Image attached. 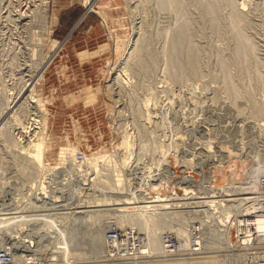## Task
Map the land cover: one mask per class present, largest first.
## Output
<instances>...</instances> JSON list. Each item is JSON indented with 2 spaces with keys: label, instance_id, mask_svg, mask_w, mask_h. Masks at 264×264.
<instances>
[{
  "label": "rangeland",
  "instance_id": "374dc122",
  "mask_svg": "<svg viewBox=\"0 0 264 264\" xmlns=\"http://www.w3.org/2000/svg\"><path fill=\"white\" fill-rule=\"evenodd\" d=\"M93 1V5L89 9L85 0H0V189L4 187L0 190V193L4 189H10L9 191L12 190L13 192H11L15 194L13 188L17 187L18 191L22 190V193L34 196L36 189L41 187L40 183L45 182L46 190L49 191L48 194L53 197L48 200L46 206H44L45 204L42 205V202H38V204H42L41 206L37 204L39 206L35 209L37 215H41L43 213L42 210L44 211L43 214H45V208L49 209V219H53V216L57 218L60 215V217H68V219L73 216L71 220L75 222L80 215L78 217L80 219H77L79 222L76 221L79 223V226L76 224L78 228L75 229L77 227L75 223L73 224L75 226L72 225L71 228L69 220L67 223L69 227L65 225L64 236L67 235L69 230H79L77 234L73 230L72 232L73 234L75 233L74 236L76 235L77 247L80 246L81 248L73 246L74 250L75 248L77 249L73 251L75 254L79 253L81 257L78 256L79 254L75 255L73 253L77 263L73 261V257L69 258L70 261L68 260V262L66 260L65 262L64 260L53 259V262L59 261L58 264H79V262L84 264L86 261L88 264H101L102 259V262L108 259L106 263L109 264V260H111L114 264H117L115 262L118 259L112 260L108 256V252L105 251L106 243L103 246L104 249L102 246L99 247L97 250L99 252L95 251L91 245V234L93 232L91 229L93 230L99 223L96 222L98 223L96 225L93 219L90 218L88 221L91 220V222L82 223V216L84 220L86 219V214L91 212L86 211V208L88 210L93 208L97 210V208L103 207L104 210L97 217L100 220L99 225L110 221L109 223H112L111 226H116V220H111V215L115 216V214L118 215L121 212L123 214L132 213L143 209L146 211L145 207H147L148 202L164 205L157 199L162 198L166 194L163 201L168 200L167 197L173 190L178 195H181L186 187L191 186V189L187 188V192H190L192 188L195 192L197 187H193L191 180L187 179L190 178L188 176H193L195 178L194 181L197 180L200 185L202 182L204 186H209V181L212 182L213 180L218 184L224 183V191L221 186L217 188H222L221 191L226 197L231 196L233 200H236L235 198L242 197L241 195L244 192L240 190L242 188L241 184L248 180L251 171L255 169V163L264 165V114L256 116L254 113L256 103L259 106L264 104V0H243L245 1L244 7L240 4L242 2L240 0H237L240 3L235 2L236 0H224L225 2L223 0L214 2L215 0H213L215 5H217V13H208L209 10L205 9L202 2L206 3V0H184L185 4L181 0L182 4L180 3L177 6L178 10L176 7L173 10L168 7L162 8L159 0ZM226 2L231 4L233 2L234 4L230 5ZM43 4L46 6L43 7ZM234 5H239L237 9L243 8L241 13L245 19L242 20L238 27L241 28L243 37L247 39V43L244 46L245 49H251V55H249V57H252H250L251 60L248 56L245 58L243 53V57L240 56L241 53L236 49L237 42L234 29L236 23L231 21L230 15L233 13L231 10H237ZM216 9L214 10L215 12ZM36 11L39 13L37 14ZM179 21L190 25L189 34L186 38L188 40L182 46L185 47L188 44L193 50L195 48L193 51L194 59L197 62L196 58H198V62L194 61V64H197L194 65L195 67L197 66L196 68L193 66L192 69L189 68L188 70V67L185 66L183 70L180 64L183 63L185 54L183 53L184 48H180L182 51L175 53L178 60L177 68L172 70L168 67L169 73V70L166 72V68L169 65H167L168 61H166L167 56L164 55L167 52L164 53V51H167L166 46H168V49L171 46L172 35L176 34V32L173 34L172 32H178ZM177 24L179 25L177 26ZM167 39L170 40V43ZM142 42L143 45L141 44ZM137 44L141 45V47L145 46L146 50L144 49L145 51L143 50L142 52H147L143 55H145L146 60L149 58L148 60L153 62V64L150 63L152 65H148V67H151L143 69L144 72L135 62L136 52L141 49ZM255 45L257 48L254 47ZM259 45L263 46L260 47ZM130 47L135 48V50L131 48V51ZM252 48L255 49L253 50L254 53ZM129 57H134V59ZM151 57L152 59H150ZM246 59L250 60L247 62L248 64L245 61ZM221 60H223L222 64L219 63ZM190 70L193 71L191 72ZM222 71L225 76L226 74L231 76H228L231 78L232 85L230 87L232 86V89L235 88L237 90L232 91L230 87V89H226L228 84L225 81L226 77L221 75ZM194 72L197 74H194ZM24 73L25 76H23ZM223 80L227 86L223 84ZM26 81H33L31 85L34 88L38 105L35 103L36 99L30 98V100L29 97L27 98L29 95L28 88L27 90H22L28 84V82L25 83ZM231 91L239 95L236 96L234 93L233 95ZM165 99L166 102H164ZM8 101L11 102L9 103ZM13 101H15V106H13L12 111L7 112L5 107H10ZM136 102L141 105L143 103V105L135 104ZM23 103L26 105H23ZM17 106H22V108ZM135 106H139L140 109L144 107L147 110L145 111L143 108L142 111H138L139 108H135ZM23 109L26 110L23 111ZM15 110L18 112L21 110L20 115H18L22 118L25 125V128L21 130L23 131L21 135L18 130L12 128L15 123L13 118ZM147 111L150 115L146 114L145 116L144 114ZM137 112L142 113L143 117L142 115L139 116L142 121L137 116ZM42 113H45L44 116L46 117L45 135L48 136L47 145L49 149L45 152V165L41 167L46 166V168L44 170L41 169L40 173L37 172L39 174L34 173L31 176L26 174L25 176L23 172L32 169V165L30 158L26 157L27 154L24 153L28 151L27 147L30 148L29 141L32 144L36 136L34 135L35 125L33 123L29 125L30 121H27V117L40 119L38 114ZM153 114L154 117H152ZM41 119L43 118L41 117ZM23 134L27 135L28 138H25ZM71 150L74 151L72 152ZM124 150H126L125 154L130 153L132 155L133 162L138 157L136 159L138 163L135 160L136 163L134 162V164L140 168H137V172L134 164H132L133 166H128V172L127 170L124 172L126 174L125 177H123L124 174H121L122 171L118 166L122 162L121 155ZM76 151L85 156L86 160L83 162L82 169L81 167L80 169L77 166L74 167L76 164L73 154H78ZM221 155L225 158L223 159ZM66 156L69 157L66 158ZM164 157L169 161L167 169L165 168L167 173L169 172L170 174L168 179H165L168 176L165 177L167 174L166 170L162 169L164 165H158L160 164L158 162L162 161ZM109 158L111 161L108 160ZM185 159L188 164L185 161H183L184 164L183 162L181 164V161ZM109 162H111L110 166H115V169L107 170L110 167L105 165L109 164ZM133 171L136 172L134 173ZM155 171L160 176H156L157 173ZM142 172L146 173L143 174ZM152 172L154 175L150 174ZM137 173L140 175L139 177ZM163 173H165L164 180H161L163 179ZM132 174H134V177ZM181 174L186 175V177ZM127 175L130 179H128ZM92 177L97 179H92ZM135 177L137 180L139 179L138 182ZM107 180L114 183L121 180L127 183V186L124 187L125 189L123 188L125 191L111 189L112 191L110 192L105 188L102 189L101 184L104 186ZM129 180L132 182L130 183V186L131 184L133 186L131 188L128 186ZM165 180L169 186L165 188L166 190H163L161 185L167 183ZM31 181H35V190L32 189L33 191L28 192ZM181 182L184 184H181ZM142 184L143 188L141 187ZM152 185L157 187L153 188ZM62 186H67L65 193ZM199 187L201 188V186ZM208 188L206 189L208 190ZM137 189L143 192L142 194L138 191L142 194L144 201L138 202L134 199V202L131 201L134 205L130 204L129 200L133 199L131 190L134 192ZM102 190H105L104 193ZM200 190L198 188V192ZM207 190H201V194L197 193V195H202V197L199 196L198 198L199 203L215 211L213 206L220 201L218 199L222 196V193L216 190L212 191L209 188L211 190L210 194H214V196H211L208 193L209 190ZM38 191L42 193L40 189ZM115 191L122 195H118V192L116 193ZM11 192L9 194H6V192L2 193L4 195L3 197H1L2 195L0 196V208L1 206H12L10 202H12L11 200L14 197L10 196H15L17 193L14 195ZM61 192L64 193V197ZM117 195L120 197V201H117L119 203L116 206L119 207L117 211L111 210V208L115 207L112 204L106 207L102 206L103 202L100 203L103 200V196L104 198L105 196L109 198ZM153 195L160 197L157 196L158 198L156 197L153 200ZM124 197L128 200L126 199L125 202L122 200L121 202ZM213 197L216 202L212 201L214 200ZM94 198H97L95 202L93 201L95 200ZM150 198L152 200L145 201ZM208 199L209 201H207ZM90 200L94 203L90 202ZM174 200L176 201V199L170 200L166 207L174 206L176 204ZM98 201L99 203H97ZM12 203L13 205L17 204L15 201ZM88 203L91 205H88ZM152 203L151 206L150 204L148 205V208L155 209L156 206L159 207L158 210L161 208L160 205L155 206ZM48 204L51 206L48 207ZM85 204L88 206L85 207ZM232 204L234 206L237 203L232 202ZM94 205H97V207ZM137 205H142V207ZM70 206L71 208H69ZM106 209H109L111 213L108 212L109 210L106 211ZM150 209L147 210L149 211ZM28 210L31 209L28 208ZM37 210H40L39 212L41 213H38ZM58 210L69 211L70 213L66 212L69 216L65 212L63 213L65 216L62 215ZM76 210L79 212L77 213ZM56 211L59 212L58 216ZM74 211L76 214H74ZM106 213H108L107 216ZM74 215H78L75 216L76 219ZM216 217L220 219L218 215ZM219 219L217 221L222 218ZM206 220L208 219H200V224L203 221V224H208L207 222L205 223ZM195 221L198 222V218L194 219V223ZM217 221L215 225H219ZM105 224L103 231L108 229ZM15 225L13 227L14 230ZM18 226L17 224V230ZM39 226L41 225L37 223V230L44 231L46 229V227ZM58 226L62 227V224L59 223L56 228H53L54 230L48 227V229L50 228L49 231H51L46 233L50 241L46 244L48 248L43 247L44 249L42 248V250L37 252V256L45 257L47 260L48 258L51 259L54 250L53 246H60L57 241L60 242L66 238L62 237L63 228ZM130 226L126 221L122 223V227L120 225L118 227L120 229L124 227L133 228V226ZM29 227L26 228L28 229ZM203 227L206 229L207 225H203ZM55 229L57 230L55 231ZM133 229L138 233L139 230L137 228L134 227ZM17 230L12 233V236L19 240L21 235L18 234ZM168 231L170 230L168 229ZM57 232L60 235H56V237L54 234ZM138 234L143 244L141 236L143 234H140V232ZM12 236L10 238L14 240ZM54 237H56V240L58 239L57 241L55 240L57 245L55 241L53 242ZM174 237L176 239L179 238L175 235ZM235 237L236 235L231 233L229 235L230 241L232 242ZM205 239L204 244H201L202 246L197 250L198 253L194 252L195 261H210L206 255H220L227 250L226 247L224 248L223 245L221 247V244L219 245V242L215 241L216 249H213V253L210 250L211 248L205 244L207 243ZM52 242L55 244L53 245ZM51 243L52 245L50 246L53 249L49 247ZM203 246L208 249L205 250ZM202 248L203 251H201ZM221 248L222 252L221 250L219 251ZM141 249L137 250V252H132L134 254L128 255L129 257L127 256L131 259L132 256L135 257L137 255L135 258L133 257L134 261L131 259V262L127 257H124L125 259H119L118 264H192L187 261L183 262L180 255L173 253V250L170 251L172 253H169V255L167 254L168 252L162 253L163 256H168L163 258L161 253V257L158 254H154L155 256L150 255L149 257L148 254L140 253ZM99 253L101 259L98 257ZM226 253L227 251L225 255ZM152 256L155 258L158 256V260H155ZM169 256H173L174 259ZM168 258L171 260H167ZM84 259L87 260L84 261ZM224 261L226 262L224 258L223 260L221 259L222 263ZM110 264L112 263L110 262Z\"/></svg>",
  "mask_w": 264,
  "mask_h": 264
},
{
  "label": "bare ground",
  "instance_id": "6f19581e",
  "mask_svg": "<svg viewBox=\"0 0 264 264\" xmlns=\"http://www.w3.org/2000/svg\"><path fill=\"white\" fill-rule=\"evenodd\" d=\"M35 1V0H34ZM160 1V6L163 8H166V7H168V8H172L171 10H173L175 7L177 8V6L181 3L182 4V2L185 4V1L183 0L182 2H181V0H159ZM207 1V2H206ZM205 2L206 3H204V1H202L203 2V5H204V7H205V9H207V10H209L208 11V13H217V5H215V3L214 2H216V0L213 2V0H206ZM224 1V0H223ZM235 1V0H234ZM233 1V2H234ZM240 1H242L241 3H240ZM240 1H235V2H239L241 5H243V4H245L244 2L245 1H243V0H240ZM87 2V7L90 9L91 8V6L93 5V0H85V3ZM221 2V1H220ZM225 2V1H224ZM224 2H222V3H224ZM228 2H231V1H228ZM228 2H226V3H228ZM232 2V4H234ZM43 3H46V2H43ZM159 3V2H158ZM183 4V5H184ZM217 4V3H216ZM228 4H230V5H232L231 3H228ZM238 4V3H237ZM86 5V4H85ZM43 7H45L46 5L45 4H43L42 5ZM235 6V5H234ZM237 6H239V5H237ZM237 6H235L236 7V9H237ZM241 7V6H240ZM240 7H238V8H240ZM242 7H244V5L242 6ZM240 8V9H237V10H231V12L233 11V13H231L230 15H231V21L232 22H234V23H236V27L234 28L235 29V40H236V42H237V50L239 51V53H241V55L240 56H242V53H243V55H244V57L245 58H247V56L249 57V55H251V49H249V48H247V49H245V44L247 43V39H245L243 36L244 35H242V33H241V31L242 30H240L241 28H239L238 27V25L240 24V23H242V20H244L245 19V17H244V15L241 13V10L243 11V8ZM175 8V9H176ZM180 8V7H179ZM216 9V12L214 11ZM177 10H178V8H177ZM174 11H176V10H174ZM245 11V10H244ZM36 13H37V11H36ZM39 13V12H38ZM37 13V14H38ZM40 14H41V12H40ZM43 14V13H42ZM41 14V15H42ZM41 15H38V16H41ZM43 16H44V14H43ZM42 16V17H43ZM213 17H214V15H213ZM229 19H230V17H228ZM215 19H216V17H215ZM215 19H213V20H215ZM228 19V20H229ZM180 22V21H179ZM178 22V23H179ZM182 22V23H181ZM179 24H177V26L179 25V30H178V32L177 31H173L172 32V34L174 33V32H176V34L174 33V35H172L173 37V39H172V41H171V46H170V48L168 49V46H166L167 47V51L165 50L164 51V53L165 52H167V54H164V55H166L167 56V58H166V61H168L167 62V65H169V66H167V68H166V72H168L167 70H169V68L170 69H174V68H177V65H178V60H177V53H180V50L181 49H183L184 51H183V53L185 54H183L184 55V59H183V63H179L180 65H181V67H182V69L185 67V66H187L188 67V70H189V68H193V66L194 65H197L196 63L198 62V58H196L197 59V62L195 61V59H194V53H193V51L195 50V48H194V46H193V48H194V50L191 48V46L190 45H188V44H186V46L184 47V46H182L184 43H186L187 42V40L188 39H186L187 37H188V34H189V29H190V25L188 24V23H186V22H183V21H181ZM215 22V21H214ZM229 22V24H230V20L228 21ZM231 22V23H232ZM233 23V24H234ZM135 24V23H134ZM216 25H217V22H216ZM234 26V25H233ZM76 27V26H75ZM74 27V28H75ZM232 27V26H231ZM232 29V28H231ZM174 30H176V29H174ZM233 30V29H232ZM234 32V31H233ZM191 33V32H190ZM174 36H175V38H174ZM190 36V35H189ZM233 39H234V37H233ZM168 41H169V43H170V40L169 39H167ZM167 41V42H168ZM186 41V42H185ZM189 42H190V40H189ZM249 43V42H248ZM140 44V43H139ZM139 44H137L138 46H140L141 47V45H139ZM142 45H143V42L141 43ZM146 45H147V43H145ZM249 45V44H248ZM182 46V47H181ZM258 46V45H257ZM260 46V45H259ZM263 45H261L260 47H262ZM135 47V46H134ZM250 47V46H249ZM254 47H256V45L254 46ZM260 47H258V48H260ZM131 48L132 47H130V50H131ZM181 48V49H180ZM257 48V47H256ZM135 50V48H132V50ZM145 49V46H142L141 47V49H138L137 50V52H136V57H135V62H136V64H137V66H139L140 67V69L142 68V71H143V69H147V67H148V65L150 64V63H152L153 64V62H151V60H146V58H145V55H143L144 53H146V52H142L143 50ZM131 50V51H132ZM146 50V49H145ZM144 50V51H145ZM253 50H255V49H253L252 48V52H253ZM259 50V49H258ZM182 51V50H181ZM261 51V50H260ZM140 52H142V53H140ZM197 52V51H196ZM264 52V51H263ZM133 53V52H132ZM176 53V54H175ZM254 53V52H253ZM260 53H262V52H260ZM134 55V54H133ZM135 56V55H134ZM142 56H144V57H142ZM243 57V56H242ZM251 57V56H250ZM249 57V58H250ZM51 58V57H50ZM129 58H132V57H129ZM128 58V59H129ZM145 58V59H144ZM154 58V57H153ZM237 58H239V57H237ZM244 58V59H245ZM252 58V57H251ZM251 58H250V60H251ZM132 59H134V57L132 58ZM150 59H152V57L150 58ZM164 59H165V57H164ZM243 59V58H242ZM250 60H248V59H246L245 61H246V63L247 62H249ZM253 60V59H252ZM152 61H154V60H152ZM181 61V60H180ZM194 61L196 62L195 64H194ZM254 61V60H253ZM134 62V63H135ZM134 63H133V65H134ZM219 63H223V60H221V62H219ZM152 64H150V65H152ZM248 64V63H247ZM226 65V64H225ZM135 66V65H134ZM137 66H135V67H137ZM227 66V65H226ZM149 67H151V66H149ZM148 67V68H149ZM169 67V68H168ZM195 67V66H194ZM197 67V66H196ZM195 67V68H196ZM227 68V67H226ZM138 70H139V68H138ZM138 70H136L137 72H139ZM149 70V69H148ZM171 70V71H172ZM184 70V69H183ZM222 70V69H221ZM141 71V70H140ZM142 71L140 72L141 74H142ZM175 71V70H174ZM191 71V70H190ZM193 71V70H192ZM191 71V72H192ZM227 71H228V69H227ZM144 72V71H143ZM146 72H148V71H146ZM184 72V71H183ZM185 72H186V70H185ZM22 73V72H21ZM169 73H170V70H169ZM173 73V72H172ZM222 73H223V71H222ZM221 73V75H224V73L222 74ZM226 73H229V72H226ZM173 74H175V73H173ZM183 74V73H182ZM192 75H193V73H191ZM194 74H197V73H195L194 72ZM23 75V74H22ZM21 75V76H22ZM170 76H171V74H169ZM23 76H25V73H24V75ZM168 76V75H167ZM169 76V77H170ZM225 76V75H224ZM228 76H230L229 74H228ZM227 76V74H226V79H225V81H226V83L228 84V87H226V89L227 88H229L230 87V85H232L231 84V76L230 77H228ZM256 77V76H255ZM31 79H32V77H30ZM258 78V77H257ZM23 79V78H22ZM28 79H29V76H28ZM183 79V78H182ZM29 81V80H28ZM28 81H26L25 83H27ZM225 81L223 80V84H225ZM24 82V81H23ZM30 83V84H29ZM33 83V81H31V82H28V84H26V86H24L23 87V89L22 90H27V88H28V96H27V98L29 97V99L31 98V99H36L35 98V92H34V88H33V86L31 85ZM30 85H31V87H30ZM225 86H227L226 84H225ZM234 86V85H233ZM232 87V86H231ZM230 87V88H231ZM229 88V89H230ZM234 88V87H233ZM231 90L233 91V90H237V89H232L231 88ZM231 91V92H232ZM22 92V91H21ZM228 93H229V91H227ZM231 92H230V94H231ZM25 93V92H24ZM234 92H232V94H233ZM26 94V93H25ZM231 94V95H232ZM234 94H236V93H234ZM233 94V95H234ZM232 95V96H233ZM239 94H236V96H238ZM131 98V97H130ZM30 99V100H31ZM233 100V99H232ZM24 101V100H23ZM9 103L11 102V101H8ZM32 102V101H31ZM37 102H38V100L36 99L35 100V103H36V105H38L37 104ZM131 102H132V100H131ZM164 102H166V99H165V101ZM22 103V102H21ZM20 103V104H21ZM27 103H28V101H27ZM33 103H34V101H33ZM145 103V102H144ZM149 103V102H148ZM147 103V104H148ZM168 103V102H167ZM259 103V102H258ZM32 104V103H31ZM135 104H138V102H136ZM140 104V103H139ZM138 104V105H139ZM262 104V103H261ZM260 104V105H261ZM9 105V104H8ZM23 105H26L25 103H23ZM141 105V104H140ZM142 105H143V103H142ZM141 105V106H142ZM254 105V104H253ZM13 106H15V101H13V103H12V105L9 107H5V109H6V111L7 112H9V111H12V108H13ZM140 106V107H141ZM145 106V105H144ZM255 106V105H254ZM253 106V107H254ZM263 106V107H262ZM18 107V106H17ZM25 107H27V106H25ZM25 107H23V108H25ZM139 108V106H135V108ZM18 108H22V106H19ZM144 108V107H143ZM142 108V109H143ZM142 109H138V111H142ZM18 110V109H17ZM26 109H23V111H25ZM144 110H145V108H144ZM146 110H147V108H146ZM145 110V111H146ZM254 113H255V115L257 116V115H260V114H264V104H262L261 106H259L257 103H256V106H255V108H254ZM149 112H150V110H149ZM12 113V112H11ZM20 113H21V110L18 112V111H16L15 110V113H13V118H14V127H12V128H14V129H16V130H18L19 131V133H20V135L22 134V132L23 131H21V130H23V128H25V125H24V123H23V120H22V118L19 116L20 115ZM138 114H137V116L139 117V116H141L142 115V113L140 112H137ZM19 114V115H18ZM44 114L45 113H42V114H38L39 116H40V119L39 118H34V117H31V118H29V117H27V121L29 120L30 121V124L29 125H31L32 123L35 125H32V126H34V128H36V130L34 129V135H36L35 136V139L32 141L33 143L32 144H30L31 143V141H29L30 143H29V146H30V148L29 147H27L28 148V151L27 152H25L24 154H27V156L26 157H28V158H30V160H31V165H32V169H30V170H28V171H24L23 172V174L26 176V174L27 175H33L34 173H36V174H39L40 173V171H41V169H43L44 170V168H46V166L45 167H41V166H44L45 165V158H44V156H45V152L49 149V146L47 145V142H48V139H47V137L48 136H46L45 134H46V132H45V126H46V117L44 116ZM75 114V113H74ZM144 114V113H143ZM146 114H148V115H150L149 113H148V111L147 112H145V116H146ZM35 116V115H34ZM36 117V116H35ZM41 117L43 118V119H41ZM142 117H143V115H142ZM148 117V116H147ZM152 117H154V114L152 115ZM29 118V119H28ZM145 119H146V117H144ZM144 118H143V120H144ZM148 118H150V117H148ZM139 119H141L140 117H139ZM151 119V118H150ZM149 119V120H150ZM148 120V121H149ZM140 121H142V119L140 120ZM26 122V121H25ZM143 124V123H142ZM11 126H12V124H11ZM10 126V127H11ZM142 128H143V126L142 125H140ZM20 129V130H19ZM31 129V128H30ZM17 131V132H18ZM144 131V130H143ZM26 132V131H25ZM24 132V133H25ZM28 133V132H27ZM144 133V132H143ZM142 133V134H143ZM140 134H141V132H140ZM24 135V134H23ZM30 135H31V133H30ZM25 136V135H24ZM23 136V137H24ZM27 137V135L25 136V138ZM32 137V136H31ZM28 138V137H27ZM27 140V139H26ZM30 140V139H29ZM31 140H32V138H31ZM28 141V140H27ZM167 142V141H166ZM165 142V143H166ZM164 144V143H163ZM167 144H168V142H167ZM167 144H164V145H167ZM142 146V145H141ZM236 146V145H235ZM122 147H124V146H122ZM241 148V147H240ZM233 149H234V147H233ZM120 150V149H119ZM72 152L74 151V150H71ZM77 152V151H76ZM120 152V151H119ZM20 154H23L22 152H19ZM78 153V152H77ZM123 153V154H122ZM121 154V156H122V158H121V160H122V162H121V164H119L118 166H119V168L121 169V171H122V175L124 174V172H125V170H127V168H129L130 167V165H132V164H134V162H135V160L136 159H138V157L134 160V162H133V160H132V155L130 154V153H127V154H125L126 153V150H124V152H122ZM76 154V153H75ZM224 155V154H223ZM134 156V155H133ZM222 156V155H221ZM21 157V156H20ZM69 157V156H68ZM67 156H66V158H68ZM72 157V156H71ZM73 157H74V154H73ZM136 157V156H135ZM221 158V157H220ZM222 158L224 159L225 157H223L222 156ZM72 159V158H71ZM83 159H84V161L86 160L85 159V156L84 157H82V160L81 161H83ZM73 160V159H72ZM109 161H111V159L109 158L108 159ZM80 161V162H81ZM183 161H185L186 162V159L185 160H182L181 161V164H182V162ZM224 161V160H223ZM258 161V160H257ZM80 162H78V163H80ZM119 162V161H118ZM136 162H137V160H136ZM135 162V163H136ZM72 163H73V165H74V162L72 161ZM111 162H109V164H106L105 166L106 167H110V168H106L107 170H111V168H113V169H115V166H110L111 164H110ZM138 163V162H137ZM158 163H160V164H158V165H164L163 167H162V169H165L166 167H168V165H169V161L167 160V158L166 157H164L163 158V160L162 161H160V162H158ZM187 163V162H186ZM185 163V164H186ZM70 164H71V162H70ZM76 164V163H75ZM181 164H179V165H181ZM183 164H184V162H183ZM188 164V163H187ZM220 164V163H219ZM72 165V164H71ZM137 165V164H136ZM260 163H255V166L254 167H256L255 169H253L252 171H251V173H250V175H251V179L255 182V184H256V186H259V181L261 180V178H264V166H262V167H260ZM66 166V165H65ZM76 165H74V167H75ZM129 166V167H128ZM133 166V165H132ZM140 166V165H139ZM183 166V165H182ZM185 166H188V165H185ZM74 167H72V168H74ZM136 167V171H137V166H135V164H134V168ZM159 167V166H158ZM157 167V168H158ZM53 168V167H52ZM63 168V167H62ZM155 168V167H154ZM156 168V169H157ZM230 168V167H229ZM241 168V167H240ZM50 169V168H49ZM55 169V168H54ZM68 169H70V168H68ZM80 169V168H79ZM79 169H77V170H79ZM81 169H82V166H81ZM112 169V170H113ZM138 169H140V168H138ZM143 169V168H142ZM146 169H148V168H146ZM150 169V168H149ZM148 169V170H149ZM151 169H153V168H151ZM155 169V170H156ZM167 169V168H166ZM165 169V170H166ZM232 169V168H231ZM132 170H134V169H132ZM131 170V171H132ZM154 170V169H153ZM161 170V169H160ZM159 170V171H160ZM165 170H164V172H165ZM193 170V169H192ZM196 170V169H195ZM234 170V169H233ZM47 171V170H46ZM46 171H43V172H46ZM130 171V172H131ZM135 171V172H136ZM143 171V170H142ZM158 171V170H157ZM37 172H39V173H37ZM48 172H50L49 170H48ZM105 172H107L106 170H105ZM127 172H128V170H127ZM126 172V173H127ZM134 172V171H133ZM134 172V173H135ZM138 172V171H137ZM141 172V171H140ZM149 172V171H148ZM156 172V171H155ZM143 173V172H142ZM146 173V172H145ZM145 173H143V174H145ZM157 173V172H156ZM155 173V174H156ZM160 173V172H159ZM166 173H167V170H166ZM175 173V172H174ZM248 173H249V171H248ZM35 174V175H36ZM43 174V173H42ZM128 174V173H127ZM130 174V173H129ZM138 174V173H137ZM149 174V173H148ZM151 175H154L153 174V172L152 173H150ZM162 174V173H161ZM125 175L126 174H124V176L123 177H125ZM157 175H159L158 173L156 174V176ZM164 175H165V173H163V179H161L159 176V179H161V180H164ZM167 177L165 178V179H168V177H169V172L167 173ZM174 175V174H173ZM181 175H183V174H181ZM249 175V176H250ZM132 176L134 177V174H132ZM135 176L137 177V175L135 174ZM140 175L138 174V177H139ZM142 176V175H141ZM155 176V177H156ZM183 176H185L186 177V175H183ZM97 177V176H96ZM96 177H94V178H96ZM127 177H128V175H127ZM135 177V178H136ZM137 177V178H138ZM162 177V176H161ZM182 177V176H181ZM93 177H92V179H94ZM134 178V179H135ZM137 178H136V180H137ZM148 178V177H147ZM184 178V177H183ZM199 178V177H198ZM97 179V178H96ZM125 179H127V178H125ZM128 179H130L129 177H128ZM141 179V178H140ZM151 179H153V177H151ZM187 179H189V178H187ZM89 180H91V179H89ZM81 181V180H80ZM118 181H120V182H111V181H106L105 182V184H104V186L101 184V187H102V189H107V190H109L110 192L114 189V190H119V189H121V191L123 192V191H125V190H123V188L125 187V186H127L126 184L127 183H125V182H123V181H121V180H118ZM132 181H133V179H132ZM139 181V179L137 180V182ZM147 181V180H146ZM158 181V180H157ZM166 181V180H165ZM179 181V180H178ZM188 181V180H187ZM203 181V180H202ZM241 181V180H240ZM93 182H94V180H93ZM92 182V183H93ZM123 182V183H122ZM129 183H128V186L131 188V186H132V184H131V186H130V183H132V182H130V180L128 181ZM134 182V181H133ZM141 182V181H140ZM139 182V183H140ZM164 182V181H163ZM167 182V181H166ZM205 182V181H204ZM92 183H91V186H92ZM135 183V182H134ZM151 183V182H150ZM158 183H160V182H158ZM176 183V182H175ZM174 183V184H175ZM177 183H179V182H177ZM202 183V182H201ZM209 183H210V181H209ZM212 183V187H214V188H216V187H220V186H222L224 183H217V182H215L214 180L211 182ZM123 184V185H122ZM146 184V183H145ZM152 184H154V183H152ZM166 184H168V182L166 183ZM181 184H184V183H182L181 182ZM21 185H22V183H21ZM31 185H32V181H31ZM88 185V184H87ZM156 185V184H155ZM155 185H152V187L153 188H155V187H157V186H155ZM158 185V184H157ZM90 186V185H89ZM143 186V184L141 185V187ZM167 186H169V185H167ZM171 186V185H170ZM179 186V185H178ZM201 186V185H200ZM202 186H204V184L202 185ZM230 186V185H229ZM128 187V188H129ZM133 187V186H132ZM135 187V186H134ZM151 187V186H150ZM180 187V186H179ZM191 187V186H190ZM190 187H186V189L187 188H190ZM232 187V186H231ZM230 187V188H231ZM4 188V187H3ZM3 188H1V189H3ZM23 188V187H22ZM22 188H20V189H22ZM130 188H129V190H130ZM137 188V187H136ZM143 188V187H142ZM146 188V187H145ZM0 189V190H1ZM112 189V190H111ZM125 189V188H124ZM148 190H149V188H147ZM162 189V188H161ZM191 189V188H190ZM197 189H198V187H197ZM201 188L199 187V190H200ZM220 189H222V188H220ZM259 189H261V187L260 188H258V189H256V188H254L253 189V191H257V190H259ZM5 190V189H4ZM1 191V193H0V196L1 197H3V195L4 194H2V193H5L6 192V194H9V192H11V191H9L10 189H8V190H5V191ZM13 190H15V194L14 193H12V194H14L15 196H10V197H14V199L13 200H11L12 202L13 201H15V202H17V205H13V203L12 202H10V204H12V206H14V209H17L18 208V210H20L19 211V213H22V211H21V209H25V208H33L34 206H36L33 202H28V203H24L23 202V200H21L20 199V197H21V194H22V190H20V191H18L17 190V187L16 188H13ZM166 190V189H165ZM188 190V189H187ZM202 190V189H201ZM200 190V191H201ZM207 190V189H206ZM208 190H209V188H208ZM207 190V191H208ZM223 191H224V188L222 189ZM8 191V192H7ZM101 191V190H100ZM103 191V193H104V191L105 190H102ZM108 191V192H109ZM132 191V193H133V190H131ZM130 191V192H131ZM137 191H140V190H138L137 189ZM159 191H161V190H159ZM163 191V190H162ZM170 191V190H169ZM184 191V190H183ZM200 191H199V193H200ZM206 191V192H207ZM211 190H209V194L211 193L210 192ZM18 192H19V194H18ZM109 192V193H110ZM116 193L118 192V191H115ZM129 192V191H128ZM141 192V191H140ZM139 192V193H140ZM164 192V191H163ZM172 192V191H171ZM189 192V191H188ZM195 192H197L196 190H195ZM219 192V191H218ZM225 192H227V191H225ZM224 192V193H225ZM101 193V192H100ZM107 193V192H106ZM127 193V192H126ZM142 194H143V192H141ZM140 193V194H141ZM212 193H214V192H212ZM220 193V192H219ZM5 194V195H6ZM11 194V195H12ZM112 194V193H111ZM111 194H109V195H111ZM121 194V193H120ZM119 194V192H118V195H120ZM201 194V193H200ZM203 194V193H202ZM216 194V193H215ZM226 194V193H225ZM236 194V193H235ZM118 195L117 196H111V197H109V198H107L106 196H105V198H104V196H103V200L100 202V203H102V206H106V207H108L107 205H110V204H112L113 205V207L115 206H118V200H119V198L120 197H118ZM122 195V194H121ZM120 195V196H121ZM146 195V194H145ZM144 195V196H145ZM150 195V194H149ZM197 195V194H196ZM211 195V194H210ZM237 195H239V194H237ZM241 195V194H240ZM261 195H264V194H261ZM154 197H153V200H154V198H156L157 196L156 195H153ZM169 196V195H168ZM199 196L200 195H198V198H199ZM205 196H207V195H205ZM204 196V197H205ZM211 196H214V194L213 195H211ZM216 196V195H215ZM242 196V195H241ZM9 197V198H10ZM23 197H25V196H23ZM149 197V196H148ZM152 197V196H151ZM158 197H160V196H158ZM157 197V198H158ZM200 197H202V195L200 196ZM125 198V197H124ZM122 198L121 199V202H122V200H124V202H125V200L127 199V198ZM162 198H164V197H162ZM168 198V200H169V197H167ZM214 198V197H213ZM5 199H6V197H5ZM4 199V200H5ZM95 199V198H94ZM97 199V198H96ZM96 199L95 200H93L94 202L96 201ZM100 199V198H99ZM101 199H102V197H101ZM161 199V198H160ZM160 199H157V200H159V201H161ZM10 200V199H9ZM128 200V199H127ZM137 200V199H136ZM143 200V199H142ZM150 201V200H152V198H150V199H146L145 201ZM170 200H172L171 198H170ZM217 200V199H216ZM89 201V200H88ZM87 201V202H88ZM92 200H90V202H91ZM92 201V202H93ZM120 201V200H119ZM130 201V204L132 203L131 201H133L134 202V199H132V200H129ZM144 201V200H143ZM165 201V200H164ZM175 201V200H174ZM207 201H209V199L207 200ZM213 202H216L215 201V198H214V200H212ZM211 201V203H213ZM9 202V201H8ZM87 202H85V203H87ZM93 202V203H94ZM123 202V203H124ZM97 203H99V201L97 202ZM96 203V204H97ZM128 203V202H127ZM137 203V202H136ZM145 203V202H144ZM149 203V202H148ZM160 203V202H159ZM175 205H177V202L175 201ZM259 204H258V207L261 209V210H263L264 211V200H262L261 202H258ZM36 204H38V201H37V203ZM42 204V203H41ZM41 204H38V205H40L41 206ZM77 204V203H76ZM75 204V205H76ZM82 204H83V202H82ZM81 204V205H82ZM90 203H88V205H89ZM122 204V203H121ZM133 205H134V203H132ZM152 204H155V206L156 205H160V204H157V203H152ZM164 204V203H163ZM169 203H167V205H168ZM172 204H173V202H172ZM198 204H200V203H198ZM204 204V203H203ZM214 204V203H213ZM226 204V203H225ZM42 205H44V203L42 204ZM80 205V206H81ZM86 205V204H85ZM84 205V206H85ZM88 205H86L85 207H87ZM91 205V204H90ZM98 205V204H97ZM97 205H94V206H96L97 207ZM127 205V204H126ZM139 205H140V203H139ZM139 205H137V206H139ZM148 205L149 204H147L146 206H147V208L145 207V209H146V211L143 209V211H138V212H132V213H130V212H128V213H125V214H123V212H121V214H118V215H116L115 213V216L114 215H111V220L112 219H114V220H116V223L118 224H116V226H121L122 227V223H124V222H126L127 221V223L129 224V225H131L130 227H132L133 226V228L135 227V228H137L139 231H138V233L140 232V234H143V235H141L142 236V239H143V245H142V251L140 252V253H144L145 255L146 254H148V256L150 257V255H156V254H158V255H160V253L162 254L163 253V250H162V243H161V241H170V239H171V237H172V234H174L175 236H178L179 237V239H180V241H181V248H184V247H186V245L188 244V241H189V238H188V232H187V230H188V227H187V224H189V221H191V217H189L191 214H189V215H185L183 212H181V211H179V210H174V211H170V212H163V211H161L160 209L162 208V206L163 205H160V211L158 210V208L159 207H157L156 206V208L155 209H152V210H147V209H150V208H148ZM174 205V206H175ZM201 205V204H200ZM199 205V206H200ZM227 205V204H226ZM44 206H46V204L44 205ZM44 206H42V207H44ZM80 206H79V208H80ZM93 206V207H94ZM145 206V205H144ZM144 206H143V208H144ZM150 206H151V203H150ZM149 206V207H150ZM202 206V205H201ZM209 206H210V203H209ZM213 206V205H212ZM39 207V206H38ZM75 207V206H74ZM82 207V206H81ZM84 207V208H85ZM100 207V206H99ZM105 207V208H106ZM111 208V210L113 209L114 211H117L118 209L117 208H119V207H116V208ZM126 207V206H125ZM139 207H142V205L141 206H139ZM169 207V206H168ZM172 207V206H171ZM213 207H215V206H213ZM69 208H71V206L69 207ZM76 208V207H75ZM83 208V209H84ZM89 208V207H88ZM120 208H122V207H120ZM40 209H41V207H40ZM47 208H45V210H46ZM67 209V208H66ZM94 209V208H93ZM88 210L87 208L85 209L86 211H91L89 214H88V217H87V214H86V219H84L83 220V216H82V223L84 222V224L86 223L87 224V222H91V220L90 221H88L89 220V218L90 219H93V222H98L99 224H100V220H98L97 219V217H98V215L99 214H101L102 213V211L104 210V208L103 207H101V208H97V210L96 209H94V210ZM139 210H140V208H138ZM138 209H136V210H138ZM212 209V208H211ZM32 210V209H31ZM31 210H29V211H31ZM62 210V209H61ZM59 211V212H61L62 214L65 212H63V211ZM64 210V209H63ZM68 210V209H67ZM70 210V209H69ZM81 210V209H80ZM107 210H109V209H106V211ZM126 210V209H125ZM28 211V212H29ZM36 211V210H35ZM38 211V210H37ZM40 211V210H39ZM38 211V213H41V212H39ZM71 211V210H70ZM73 211V210H72ZM121 211H123V210H121ZM128 211V210H127ZM42 212L44 213V211L42 210ZM57 212V211H56ZM59 212H57V216L59 215ZM67 212V211H66ZM65 212V213H66ZM69 212V211H68ZM67 212V213H68ZM75 212V211H74ZM73 212V213H74ZM76 212H77V210H76ZM76 212L74 213V214H76ZM79 212V211H78ZM77 212V213H78ZM108 212H110V210L108 211ZM229 212V211H228ZM228 212H227V215H228ZM42 213V214H43ZM55 213V212H54ZM60 213V214H61ZM66 213V215H68ZM70 213V212H69ZM81 213V212H80ZM79 213V214H80ZM111 213V212H110ZM36 214V213H35ZM46 214V213H45ZM72 214V213H71ZM82 214H83V212H82ZM104 214H105V212H104ZM107 214L108 213H106V216H107ZM113 214V213H112ZM123 214V215H122ZM21 215V214H20ZM20 215H18V216H20ZM30 215V214H29ZM37 215V214H36ZM56 215V214H55ZM18 216H16V215H14V216H9V217H4V219H6V218H11V219H6V220H1L0 219V233L2 232V231H7V230H9L10 228H12V227H14V222L15 221H17V218L16 217H18ZM37 216H39V215H37ZM61 216V215H60ZM65 216V215H64ZM69 216V215H68ZM75 216H78V215H74V218H75ZM80 216V215H79ZM78 216V217H79ZM105 216V215H104ZM110 216V215H109ZM40 217V216H39ZM54 217V216H53ZM72 217L73 216H71V218L70 219H68V217H55V219H49V220H47V222H45V224H40L41 226H39V227H46V230L48 229V227H50V228H52V230H54L53 228L56 226V225H58L59 223L60 224H62V227L64 228V230H65V225H66V227H69V225L71 224V228H72V225L75 223V225L76 224H78V226H79V219L80 218H78L77 217V219L75 220V222H72ZM217 218V217H216ZM20 219L22 220V219H24V217L22 218V217H20ZM68 219V220H67ZM102 219V218H101ZM194 219H196V218H194ZM217 219H219V218H217ZM216 219V220H217ZM70 220V222H69V225L67 224L68 223V221ZM95 220V221H94ZM98 220V221H97ZM201 220H203V219H201ZM220 220V219H219ZM76 221H78V222H76ZM221 222H222V219L220 220ZM220 221H218V222H220ZM102 222V221H101ZM108 222V221H107ZM110 222V221H109ZM104 223L105 225H106V227H111V224L112 223ZM196 222V221H195ZM30 223H33V221L32 222H30ZM80 223H81V221H80ZM98 223H96V225L98 224ZM204 223V221L202 222V224ZM205 223H206V221H205ZM83 224V225H84ZM98 224V226H94V223H93V226L95 227V228H93V230L91 229V231H93L92 232V234H91V232H90V234H91V241H90V243H91V245L94 247V249H95V251H97L98 249H99V247H101L102 246V248L104 249V245H105V240H106V230L105 231H103V229H104V224L102 223L101 225H99ZM110 224V225H109ZM17 225V224H16ZM16 225H15V229H16ZM68 225V226H67ZM75 225H73V226H75ZM204 226L205 225H207V224H203ZM218 225V224H217ZM77 226V225H76ZM78 226L77 227H75V229L76 228H78ZM85 226V225H84ZM83 226V227H84ZM175 226V227H174ZM29 227V226H28ZM61 227V228H62ZM82 227V226H81ZM258 228H261V229H263L264 228V218L262 217V218H260L259 220H258V226H257ZM49 228V229H50ZM56 228V227H55ZM92 228V227H91ZM125 228V227H124ZM201 228V227H200ZM83 229H85V228H83ZM168 229L170 230V231H168ZM57 229H55V231H56ZM63 230V231H64ZM73 230V229H72ZM72 230H69V232L67 233V235L66 236H64L65 235V231L62 233L63 235H62V237L64 236V238L65 239H63L64 241H65V243L67 244L66 245V248H57V249H55V251L53 250V252H52V254L53 255H51V259L50 258H48V262L49 263H52L50 260H53V259H55L56 258V260L57 259H60V260H66L67 262H68V260H69V258H71V257H73V256H75V255H78L79 253H77V254H75L74 253V251L75 250H77L76 248H75V250H74V248H73V246H76L77 247V245L78 244H76L77 243V241H75L76 239V235L74 236V234L76 233L77 234V231H79V230H77V231H75V230H73V232H75L74 234H73V232H72ZM164 230V231H163ZM166 230V231H165ZM206 230H208V229H206ZM66 231H67V229H66ZM41 232H45V230L44 231H41ZM47 232H48V230H47ZM47 232H45V233H47ZM49 232H51V231H49ZM53 232V231H52ZM62 232V231H61ZM137 232V231H136ZM163 234V235H162ZM38 235H41V234H38ZM58 236V235H60V234H58V232L56 233V234H54V236ZM208 235V238L207 239H205V241L207 242V243H205V244H207V247H213L212 246V244L214 243V241H215V239H217L218 238V235L215 233V230L213 229L212 231H211V233L210 234H207ZM56 236V237H57ZM217 236V237H216ZM12 237H14V236H12ZM56 237H54L55 239L53 240V242L56 240ZM140 237V236H139ZM77 238H79V237H77ZM89 238V237H88ZM178 239V238H177ZM58 240V239H57ZM56 240V241H57ZM61 240V239H60ZM55 241V242H56ZM52 242V243H53ZM58 242V244H60L61 245V241L59 242V241H57ZM57 242H56V245H57ZM86 242H88V241H86ZM245 242L247 243V240H245ZM52 243L51 244H49V247H51L50 245H52ZM79 244H80V242H78ZM89 243V244H90ZM216 243V242H215ZM55 243H53V245H54ZM204 244V243H203ZM86 245H88V244H86ZM220 245V244H219ZM218 245V246H219ZM106 246V245H105ZM202 246V245H201ZM206 246V245H205ZM90 247V246H89ZM204 248V246H203V248L205 249V250H207L208 248ZM221 247H222V245H221ZM52 248V247H51ZM77 248H81L80 246H78ZM92 248V247H91ZM203 248H202V250L201 251H203ZM220 248V247H219ZM225 248V247H224ZM223 248V249H224ZM53 249V248H52ZM88 249V248H87ZM93 249V250H94ZM216 249V248H215ZM74 250V251H73ZM100 250H102V249H100ZM173 250V249H172ZM211 251H213V249L211 248L210 249ZM209 250V251H210ZM221 250V252H222V248L221 249H219V251ZM94 251V252H95ZM106 252H107V250H105ZM104 250H103V252H105ZM208 251V252H209ZM77 252V251H76ZM97 252H99V251H97ZM102 252V253H103ZM137 252V251H136ZM197 252V251H196ZM195 252V253H196ZM75 255H74V254ZM139 253V255H141ZM166 253V252H165ZM169 253H172V252H168L167 254L169 255ZM174 253V252H173ZM198 253V252H197ZM211 253V252H210ZM209 253V254H210ZM213 253H214V251H213ZM216 253V252H215ZM18 255H16V251L14 252V260H13V264H24L23 263V260L21 259V257H20V255H19V253H17ZM104 254V253H103ZM132 254H134V253H132ZM166 254V255H167ZM206 254H208V253H206ZM222 254H223V252H222ZM221 254V255H222ZM102 255V254H101ZM154 255V256H155ZM171 255V254H170ZM210 255H212V254H210ZM210 255H206V256H210ZM214 255V254H213ZM216 255V254H215ZM78 256H80V254L78 255ZM104 256H105V254H104ZM130 256V255H129ZM128 256V257H129ZM137 256V255H136ZM135 256V257H136ZM154 256H152V257H154ZM162 256H163V254H162ZM177 256V255H176ZM179 256V255H178ZM81 257V256H80ZM100 259H101V256H100V253H99V256H98ZM127 257V256H126ZM127 257V258H128ZM134 256H132L131 257V259H132V261H134L133 259L135 258H133ZM157 258H158V256H156ZM160 257H161V255H160ZM164 257H168V256H163V258ZM170 257V256H169ZM174 257H175V255H174ZM102 258H103V256H102ZM108 258V257H107ZM155 258V257H154ZM153 258V259H154ZM157 258H155V260H158ZM170 258H173V256L172 257H170ZM181 258V257H180ZM180 258H178V259H180ZM76 259V258H75ZM74 259V257H73V261H77V260H75ZM98 259V258H97ZM105 259H106V257H105ZM122 259V258H121ZM125 259V258H124ZM129 259V258H128ZM131 259H129L130 261H131ZM152 259V260H153ZM160 259V258H159ZM174 259V258H173ZM172 259V260H173ZM182 260H183V258H181ZM239 259V258H238ZM83 260V259H82ZM87 260V259H86ZM85 259H84V261H86ZM93 260V259H92ZM103 260V259H102ZM102 260H101V264H103V262H105L106 263V261L108 260H104L103 262H102ZM112 260H114L113 258H112ZM117 260V259H116ZM166 260V259H165ZM167 260H171V259H167ZM176 260V259H175ZM223 260V259H222ZM65 261V262H66ZM70 261V260H69ZM95 261V260H94ZM112 264H114V262H112L111 260H109ZM115 261V260H114ZM118 261H119V259H118ZM118 261L117 262H115V263H117L118 264ZM131 261V262H132ZM162 261V260H161ZM209 260H207V262H208ZM219 261V260H218ZM56 264H58L59 263V261L58 262H56V261H54ZM53 262V264H55ZM87 262V261H86ZM86 262H84V264H88V263H86ZM110 262H109V264H110ZM129 262V261H128ZM225 262V261H224ZM63 263V262H62ZM77 263V262H76ZM83 263V262H82ZM104 263V264H105ZM63 264H65V263H63ZM79 264H81V262H79ZM94 264V263H93ZM106 264H108V263H106ZM122 264V263H121ZM182 264H186V263H182ZM210 264H218V262H217V259H214Z\"/></svg>",
  "mask_w": 264,
  "mask_h": 264
},
{
  "label": "built area",
  "instance_id": "2783aa9c",
  "mask_svg": "<svg viewBox=\"0 0 264 264\" xmlns=\"http://www.w3.org/2000/svg\"><path fill=\"white\" fill-rule=\"evenodd\" d=\"M82 157H84V155L81 153L74 155V162L79 168L84 162V159L81 161ZM262 166L264 165H260V167ZM165 176H167V174ZM188 177H190L189 179L193 183V187L199 188L200 182L197 180L194 181L195 178L193 176ZM34 186L35 181L32 182V185L30 184L28 192L33 191L32 189H34ZM40 186L41 187H38V189H40L42 193L36 189L35 195L33 194L34 196L27 195V193H22L20 197L24 203L33 202L36 205L33 207L34 209L29 207V209H33L31 212H28V208L21 209L22 213H19L20 210H18V208L14 209L11 205L1 206V220L11 219H4V217L21 215L16 217L17 221L14 222V225L15 223L19 225L18 230L17 227L15 230L12 227L9 230L2 231L0 233V264H13L15 251L16 255L19 253L24 264H53V260H50L52 263H49L45 257L37 256V252L42 250L43 247L48 248L46 244L50 242L45 233L47 230L49 231V229H44L45 232H41L40 230H37V223L41 224V222H47L50 216L48 215L49 209L47 208L45 210L46 214H41L39 215L40 217H36L37 215L35 214V209L38 207L36 202L38 201L47 204L48 200H51L53 197L51 194H48L49 191L46 190L47 187L45 186V182H41ZM66 187L67 186H62L64 193L66 192ZM166 187V183L161 185L163 190ZM208 187L212 189V191L216 190L222 193L221 189L212 187L211 182L209 186H202L201 183L202 190L205 191ZM221 187L225 188L224 184ZM241 187L242 188H240V190L244 193L242 194V197L235 198L236 200H233L231 196L226 197V195L222 193V196L218 199L220 201L215 205V211H212L204 206H199L198 195H196L199 193L197 188H195L197 192H194L193 188L190 192H187V189H184V192L181 195H178L173 190L168 197L169 199H176L177 205L172 207H166V204L170 202V200H165L164 202L163 199L166 197V194H164V198H161V202L164 203L161 209L163 212L179 210L185 215L191 214L189 217L192 219L189 224H187L189 241L186 247L181 248L180 239H176L172 234L170 241H162L163 253L170 252L173 249V252L183 258V262L187 261L191 262L192 264H210L214 259H217L218 264H264V228L261 229L257 227L258 220L262 217L264 218V211L258 207V202L264 200V195H261L264 194V178H261L259 181V186H256L250 175L247 181L242 182ZM260 187L261 189L253 191L254 188L258 189ZM67 191H69V189H67ZM64 193L61 192L63 197ZM131 197L133 199H137L138 202L143 201L141 200L143 198L142 194L136 190H134ZM232 202L237 204L233 206ZM150 203L152 202H149L148 204ZM225 203L228 205H225ZM49 206L51 205L48 204V207ZM217 215L224 221L218 222L216 220ZM20 217H24V219L21 220ZM55 217L56 216H54L53 219H55ZM194 218H198V222L194 223ZM200 219L209 220H206L208 223L206 229L208 230L204 229L203 224H200ZM31 221H33V223H30ZM216 221L219 223V225H215ZM28 224L30 227L27 229L26 227H28ZM58 227L61 228V226ZM213 229L218 235V238L215 239V241H218L219 244L226 247L227 250L223 251L222 255L208 256L210 259L209 262L203 260L195 261L193 256L194 252L200 248L201 244L203 245L204 239L208 238L207 234H210ZM16 230L18 234L21 235L19 240L18 238L15 239V237L14 240L10 238L12 233ZM62 230H64V228ZM231 233L236 235L232 242L229 239V235ZM105 234L106 250L110 258L121 259L142 248L143 244L141 242V238L133 228L120 229L118 226L112 225L106 229ZM245 240H247V243ZM215 241L212 244V249L216 247ZM61 242L62 243L60 246H53L54 250L57 248H66L67 244L65 241L62 239ZM226 251L227 253L225 255ZM223 258L226 260L224 263L221 262V259Z\"/></svg>",
  "mask_w": 264,
  "mask_h": 264
},
{
  "label": "crops",
  "instance_id": "0c3cea01",
  "mask_svg": "<svg viewBox=\"0 0 264 264\" xmlns=\"http://www.w3.org/2000/svg\"><path fill=\"white\" fill-rule=\"evenodd\" d=\"M107 2H109V1H107ZM110 4H112V2H110Z\"/></svg>",
  "mask_w": 264,
  "mask_h": 264
}]
</instances>
